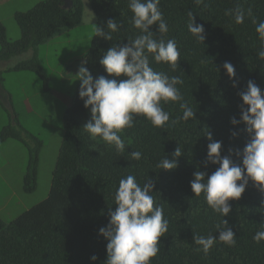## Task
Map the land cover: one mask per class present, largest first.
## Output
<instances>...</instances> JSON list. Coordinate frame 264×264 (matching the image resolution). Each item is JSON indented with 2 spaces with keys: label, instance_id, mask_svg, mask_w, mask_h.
Listing matches in <instances>:
<instances>
[{
  "label": "trees",
  "instance_id": "1",
  "mask_svg": "<svg viewBox=\"0 0 264 264\" xmlns=\"http://www.w3.org/2000/svg\"><path fill=\"white\" fill-rule=\"evenodd\" d=\"M87 1L95 26L110 31L106 27L108 19L121 24L119 31L111 33V40L93 36L81 60L94 78L107 76L99 63L104 52L127 43L140 32L131 23L129 0ZM63 4V0H39L27 11L16 12L20 37L14 41L7 39L0 22V61H9L44 43L58 29L79 25L81 0H72L68 7ZM237 7L246 13L243 24H236L231 15L225 14ZM159 8L169 25L163 38L177 42L180 59L175 70L167 63L157 64L151 54L149 62L154 70L183 80L177 88L196 109L195 119L155 127L145 116L134 114L133 127L118 133L126 145L119 152L114 145L85 131L83 125L90 119V111L79 98L78 80L64 110L63 134L47 197L8 222L0 219V264H105L107 241L98 230L107 225L109 210L116 207V188L128 174H133L141 186L149 178L154 181L151 195L169 221L168 231L159 238L160 250L150 264H264V241H253V235L264 230V193L249 180L242 196L229 200L231 211L222 218L207 205L203 193L193 194L189 183L195 171L210 175L219 167L210 163L205 167L210 142L207 132H211L213 140L222 142V156L229 155L230 148L242 149L248 139L244 124L233 126L230 117L239 119L241 100L237 93L249 79L264 89V58L258 56L264 50V41L253 23L264 20V0H203L201 4L195 0H160ZM248 9L252 16L247 15ZM189 12L195 23L204 27L203 43L188 31ZM151 30L155 31L156 25ZM155 36L159 38L161 34L155 32ZM225 61L235 67L236 87L222 67ZM10 69L33 71L45 79L35 56L15 62ZM161 104L169 112L170 121L182 115L179 102ZM11 121L2 127L0 140L12 138L27 148L24 183L26 189H31L42 143ZM230 130L238 131V135L232 137ZM176 147L181 149L180 157L172 155ZM132 151H140L141 159H132ZM164 156L175 159L177 167L157 168ZM232 159L239 162L234 153ZM222 219L235 233L236 244L229 246L217 240L205 255L193 242V235L217 236L216 225ZM92 255H96L95 261L90 260Z\"/></svg>",
  "mask_w": 264,
  "mask_h": 264
},
{
  "label": "clouds",
  "instance_id": "2",
  "mask_svg": "<svg viewBox=\"0 0 264 264\" xmlns=\"http://www.w3.org/2000/svg\"><path fill=\"white\" fill-rule=\"evenodd\" d=\"M201 4L203 0H195ZM160 0H129L128 7L133 13L132 25L140 34L122 45H114L104 52L99 63L108 74L93 77L89 69L83 66L76 72L80 81L78 95L83 100V106L90 111V119L83 127L93 138L99 137L109 145H114L119 152L125 150V142L118 135L125 128L134 125V114L145 116L153 126L164 127L169 122L176 124L179 121L195 119L194 108L184 100L178 84H183L179 76H169L166 72L156 71L150 65L149 54L157 63H167L175 70L180 59V51L174 39L163 38L169 32V25L159 8ZM226 15H231L236 24H243L245 11L239 7L228 9ZM252 16V10H247ZM187 25L188 31L199 41L205 40L204 27L195 23L193 15ZM256 24V32L264 41V20ZM156 25V30L151 26ZM105 31L95 26L92 37H103L111 40V33L117 32L121 24L116 19H108ZM155 32L161 34L159 38ZM264 58V50L258 52ZM227 76L236 87L235 67L225 61L222 64ZM219 71V69H217ZM122 79H117L118 77ZM113 77V78H109ZM241 103L239 119L230 117V123L235 126L244 124L243 131L248 139L242 149H229V155H221L222 142L212 139L211 132H207V153L204 161L207 165H219L210 175L204 171H195L189 182L195 196L204 194L207 205L213 212L223 218L231 211L229 200L239 199L245 191L249 180L253 187L264 193V89H261L253 80L246 82V87L237 93ZM163 103L179 102L182 115L171 119L169 112L162 107ZM232 137L238 131L230 130ZM239 158V162L232 159V154ZM131 158L140 160L142 153L132 151ZM174 157L182 155L181 149L176 147L172 153ZM177 167L175 159L163 157L157 168L171 170ZM207 176V178H205ZM154 181L148 179L141 186L133 174L120 179L114 194L115 209L109 210L107 225L100 227L98 234L102 235L106 243L105 264H150L151 258L159 252V238L168 231L169 221L164 217L161 205L155 203L151 195ZM218 235H193V242L200 246L199 251L205 255L210 251L217 240L229 246L236 244V235L228 226V221L222 219L216 225ZM253 241L259 244L264 241V230L253 235ZM96 255L90 257L91 261Z\"/></svg>",
  "mask_w": 264,
  "mask_h": 264
},
{
  "label": "rangeland",
  "instance_id": "3",
  "mask_svg": "<svg viewBox=\"0 0 264 264\" xmlns=\"http://www.w3.org/2000/svg\"><path fill=\"white\" fill-rule=\"evenodd\" d=\"M38 1L0 0V22L8 40L20 37L14 14L27 11ZM81 2L79 25L58 29L44 43L9 61H0V131L12 119L42 143L35 184L26 189L27 148L12 138L0 140V219L4 222L41 202L49 193L63 134L64 110L70 104L78 81L76 72L90 47L95 28L88 1ZM32 56L41 64L45 79L33 71L10 69L15 62Z\"/></svg>",
  "mask_w": 264,
  "mask_h": 264
},
{
  "label": "water",
  "instance_id": "4",
  "mask_svg": "<svg viewBox=\"0 0 264 264\" xmlns=\"http://www.w3.org/2000/svg\"><path fill=\"white\" fill-rule=\"evenodd\" d=\"M63 2H64L63 7H68L71 5L72 0H63Z\"/></svg>",
  "mask_w": 264,
  "mask_h": 264
}]
</instances>
